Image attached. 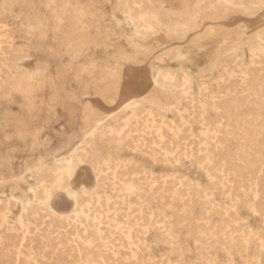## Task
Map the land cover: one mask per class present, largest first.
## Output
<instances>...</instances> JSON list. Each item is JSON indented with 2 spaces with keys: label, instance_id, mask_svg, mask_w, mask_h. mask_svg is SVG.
Listing matches in <instances>:
<instances>
[{
  "label": "rangeland",
  "instance_id": "1",
  "mask_svg": "<svg viewBox=\"0 0 264 264\" xmlns=\"http://www.w3.org/2000/svg\"><path fill=\"white\" fill-rule=\"evenodd\" d=\"M134 1L0 0L1 264H264V0Z\"/></svg>",
  "mask_w": 264,
  "mask_h": 264
},
{
  "label": "bare ground",
  "instance_id": "2",
  "mask_svg": "<svg viewBox=\"0 0 264 264\" xmlns=\"http://www.w3.org/2000/svg\"><path fill=\"white\" fill-rule=\"evenodd\" d=\"M134 1V0H133ZM258 1V0H257ZM262 1V0H261ZM130 2V1H129ZM135 2V1H134ZM156 2V3H159L161 4V0H149L148 3V6L144 7L143 8V11H147L148 13H151V14H154V6H153V3ZM212 2V1H211ZM61 6V5H60ZM141 7V6H140ZM133 8V7H132ZM2 12V11H1ZM122 16L124 18V21L126 22V24L128 23V21H130L132 23V27H135V21L134 19L132 18L131 15H129V12L128 11H123L122 12ZM174 28H176V26H174ZM139 39V38H138ZM88 40L87 37L85 38H81L79 39L78 41H76L73 45V48L75 51H78L79 48L81 47L82 43L83 42H86ZM138 41V40H137ZM75 53V52H74ZM29 55L26 54L25 52H21V51H18L17 49H15L13 46L10 47V48H6L2 45V43L0 42V69L1 67H4L5 68V71H4V74H5V77L7 80H11L13 79V76H14V73L12 72V69L13 67L16 68V70H19V67L21 66V61L25 60V58H28ZM31 60V59H30ZM29 60V62H31ZM27 61V60H26ZM27 64V63H26ZM2 65V66H1ZM23 66V65H22ZM162 67V66H161ZM21 68V67H20ZM156 68V67H155ZM79 74V73H78ZM155 74L157 75V79L154 80L155 84H157L158 86H160L159 84V80L161 83L163 82H169L171 80H173V76L166 73V72H162V70H156ZM81 75V74H80ZM155 75V76H156ZM0 81H2V78H0ZM74 81H76L77 83H79L78 81V77H75ZM113 81V80H112ZM9 83V82H8ZM14 84V81L12 83H9V88L10 89H14V87H12ZM17 86V85H16ZM91 84H88V85H77L75 86V89H87L90 87ZM16 88V87H15ZM106 89L105 86H103L101 88V92L103 93L104 90ZM17 90V89H16ZM125 90V89H124ZM89 93H93V91L89 90V91H81L79 94H78V97L80 95H84V94H89ZM103 95V94H102ZM128 108V107H127ZM129 110V109H128ZM226 119V118H225ZM86 121V120H84ZM148 121V120H147ZM88 122V120L86 121ZM100 122L98 121V123L96 124V126L94 127L95 129H92L93 127H91L89 130H86L84 133H83V136H86L88 139H92L93 136V133L94 131L96 130V128L98 127V124ZM86 124V123H85ZM106 132V131H105ZM104 132V133H105ZM108 132V131H107ZM111 132V131H110ZM100 134V133H99ZM93 135V136H92ZM97 135V134H96ZM197 143V142H196ZM82 149H83V146L81 143L75 145L73 147V149L70 151L71 153H73V156L72 157H69V159H63V158H60V157H55L54 160H53V164L52 165H45V171H46V175L44 178L40 179L37 181L36 183V188H37V192H40V191H43L45 193V196L46 197H49L52 189L54 188V181H52V179H50V177H56V176H59L61 173H62V168L63 166L65 165V167L67 166L70 170V175H72L73 173V169L76 165V162L73 161V158L74 157H77L79 158L80 161H82ZM67 155V154H66ZM95 167V166H94ZM262 167V166H261ZM135 170V169H134ZM130 179V178H129ZM116 182V181H115ZM118 182V181H117ZM28 188H29V191L31 192L32 195H35L36 194V191L34 188H32L31 185H28ZM195 206V205H194ZM23 212V210H22ZM3 213V212H2ZM21 215V214H20ZM23 215V214H22ZM26 215V214H25ZM88 216V214H86ZM1 217V216H0ZM25 217V216H23ZM2 218V217H1ZM227 221V220H226ZM25 233V232H24ZM19 234V232H18ZM22 234V233H21ZM13 236V234H12ZM20 236V235H19ZM22 239H24L23 237H21ZM33 238V237H32ZM84 239V238H83ZM33 241V240H32ZM21 243V242H20ZM19 243V244H20ZM13 244V243H12ZM38 246V244H37ZM36 246V247H37ZM83 246V245H82ZM35 248V247H34ZM83 248V247H82ZM56 249V248H55ZM13 250V249H12ZM35 250V249H34ZM54 250V249H53ZM4 251V250H3ZM2 251V252H3ZM32 251V250H31ZM50 251V250H49ZM81 251V250H80ZM47 252V251H45ZM4 253V252H3ZM18 253V252H17ZM82 253V252H80ZM89 253V252H88ZM2 254V253H1ZM2 255H5V254H2ZM1 255V256H2ZM9 255V254H8ZM45 255V254H44ZM80 255V254H79ZM11 256V255H10ZM16 256V254H15ZM46 256V255H45ZM3 257V256H2ZM18 257V256H17ZM97 258V256H96ZM1 259V257H0ZM7 260V259H6ZM17 261V260H15ZM58 261V260H57ZM5 262V261H4ZM8 262V261H7ZM77 262V261H76ZM2 263V262H1ZM0 263V264H1ZM6 264V263H5ZM8 264V263H7ZM14 264V263H13ZM18 264V263H17Z\"/></svg>",
  "mask_w": 264,
  "mask_h": 264
}]
</instances>
